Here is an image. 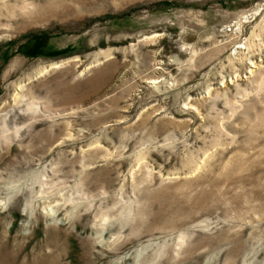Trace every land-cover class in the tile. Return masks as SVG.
Returning <instances> with one entry per match:
<instances>
[{
    "label": "rangeland",
    "instance_id": "1",
    "mask_svg": "<svg viewBox=\"0 0 264 264\" xmlns=\"http://www.w3.org/2000/svg\"><path fill=\"white\" fill-rule=\"evenodd\" d=\"M0 264H264V0H0Z\"/></svg>",
    "mask_w": 264,
    "mask_h": 264
}]
</instances>
